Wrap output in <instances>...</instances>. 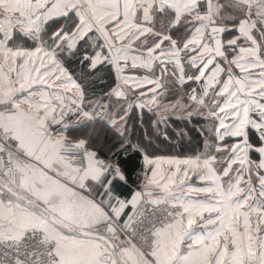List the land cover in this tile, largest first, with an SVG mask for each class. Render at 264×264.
Returning a JSON list of instances; mask_svg holds the SVG:
<instances>
[{"label":"snow or ice","instance_id":"obj_1","mask_svg":"<svg viewBox=\"0 0 264 264\" xmlns=\"http://www.w3.org/2000/svg\"><path fill=\"white\" fill-rule=\"evenodd\" d=\"M0 264H264V0H0Z\"/></svg>","mask_w":264,"mask_h":264}]
</instances>
